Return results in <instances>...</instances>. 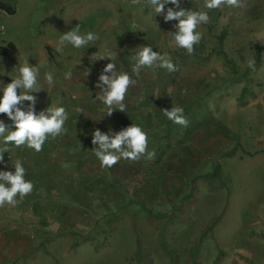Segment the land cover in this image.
Returning <instances> with one entry per match:
<instances>
[{
    "label": "rangeland",
    "instance_id": "rangeland-1",
    "mask_svg": "<svg viewBox=\"0 0 264 264\" xmlns=\"http://www.w3.org/2000/svg\"><path fill=\"white\" fill-rule=\"evenodd\" d=\"M0 3L14 10L0 7V88L26 61L39 64L41 91L32 93L37 114L50 105L69 114L66 133L49 137L41 152L9 144L4 153L0 170L14 172L20 160L25 179L37 182L44 169L48 177L43 187L35 183L31 203L28 195L0 207L3 264H18L23 252L30 254L23 264H264V0L217 9L181 0V7L210 17L198 27L202 39L191 55L170 35L178 22H166L145 0ZM78 24L81 34L91 31L99 40L57 52L62 34ZM145 45L170 55L177 70L143 68L137 78L131 57ZM101 55H111L117 70L137 81L125 96V112L107 116L94 100L111 62L97 60ZM46 72L54 74L51 86ZM173 105L184 109L187 127L163 114ZM0 120L12 124L4 114ZM132 123L148 134L155 158L101 168L92 151L94 130L119 132ZM75 147L79 159L57 164L55 156L43 157ZM207 174L215 177L205 181Z\"/></svg>",
    "mask_w": 264,
    "mask_h": 264
},
{
    "label": "clouds",
    "instance_id": "clouds-1",
    "mask_svg": "<svg viewBox=\"0 0 264 264\" xmlns=\"http://www.w3.org/2000/svg\"><path fill=\"white\" fill-rule=\"evenodd\" d=\"M132 4L139 3V0H131ZM146 3L155 11L157 15H162L164 20H175L176 31L170 32L172 40L179 48L186 50L191 55L202 39V33L197 31L201 24L209 22V15L206 11H194L181 7V0H146ZM168 7L165 11L166 5ZM240 8L243 0H204L203 7L206 9H217L222 7ZM99 37L94 32L81 34L80 25H76L70 31L62 34L57 42L56 51L63 52L65 44H71L74 48H82L88 45H95ZM138 51L131 57L134 61L132 74L137 78L143 68L160 67L168 72H175L176 65L167 53L153 51L151 45L139 46ZM110 59L111 62L103 68L99 75V82L95 85L99 91L94 100L101 101L107 108V116H110L117 109L125 112V96L130 86L136 84L128 72L117 70V65L113 63L111 55H101L97 60ZM248 67H255L254 61L248 62ZM40 65H31L26 61L18 69V74L11 79L10 83L0 88V114H4L12 122L11 125L0 120V137L3 138L4 147H0V164H5L4 153L9 151L8 145L14 144L20 148H28L39 153L43 150L45 142L51 137L55 139L66 133L65 123L69 114L63 106H49L41 110L38 114L35 110L36 96L32 93L41 91L38 86V76ZM110 73V75H109ZM71 72L65 74V79L71 78ZM88 75V72L86 73ZM45 80L48 85L54 84V74L45 73ZM22 90V91H21ZM29 102L25 107L24 102ZM82 113V108L74 109ZM163 114L174 124L182 127L188 126V120L184 115V109L173 105L171 109H162ZM14 128V130H12ZM148 134L139 124L120 130L119 132L102 133L99 129L92 133V149L96 158L100 161L101 168H111L121 159L137 161L141 157L148 160L155 158V151H148ZM13 171L0 170V207L6 204L15 206L26 196L30 195L34 189L32 181L25 179L26 170L23 163L17 160L12 166ZM19 197V201L17 199Z\"/></svg>",
    "mask_w": 264,
    "mask_h": 264
},
{
    "label": "crops",
    "instance_id": "crops-1",
    "mask_svg": "<svg viewBox=\"0 0 264 264\" xmlns=\"http://www.w3.org/2000/svg\"><path fill=\"white\" fill-rule=\"evenodd\" d=\"M75 148L76 149H74V148L73 149H68V150H65L64 152L60 151V152H56V153H53V154H51L49 152V150H48L47 152H43V157L45 158V160H47V159L49 160L51 156H55V158H57V161H56L57 164H60V162L61 163H65L66 157L72 156L73 159H76V158L79 159V157H81L82 154L78 152L79 151V148L78 147H75ZM42 164L43 165H46V161H45V163L42 162ZM45 172H46V170L44 169L43 172H42L41 178L39 180L37 179L38 180L37 182H34V179H29V180L32 181V183L34 185H35V183H37V185L38 184H41L39 187H43V185L45 186V184L47 183V177H48V176H45V174H44ZM32 197H34V196L31 193L29 195V203H31L30 202L31 201L30 198H32ZM30 207H32V206L29 205V208ZM0 220H1V218H0ZM14 229H16V228H14ZM29 229H31V228H29ZM13 233H15V231ZM30 236H32V235L29 232V237ZM15 238L16 239H18V238L22 239V236H15ZM25 239H26V242H28V234L27 233H26V238ZM20 254H21V258H20V261H19L18 264H23V262L25 260H27L25 257L28 256V255H30V254L28 252H23V253H20ZM0 264H3L2 263V256H1V240H0Z\"/></svg>",
    "mask_w": 264,
    "mask_h": 264
},
{
    "label": "trees",
    "instance_id": "trees-1",
    "mask_svg": "<svg viewBox=\"0 0 264 264\" xmlns=\"http://www.w3.org/2000/svg\"><path fill=\"white\" fill-rule=\"evenodd\" d=\"M146 1V0H145ZM0 7L2 8V9H5V10H7L9 13H11V14H14V10H12L11 8H6V6L4 5V4H2V3H0ZM169 7H173L174 8V6L173 5H171V4H169ZM185 9H190V8H185ZM174 10H179V9H175L174 8ZM225 38H226V35H225V32H223V33H221L218 37H217V43H218V46H219V49L221 50V48L223 47V43H224V40H225ZM194 48H195V46H194ZM193 54H194V52H193ZM258 60H256L255 61V67H254V69L258 66ZM251 69H253V68H248V70L247 71H250ZM7 83H10L11 81H6ZM247 91V89L246 88H243V90H242V95H241V98H243V96H244V93ZM247 155H253V154H251V153H246ZM219 172V167L218 168H216V170H215V174H217ZM215 174H207V175H205V176H203L202 177V179L203 180H205V181H209L210 179H213L214 177H215Z\"/></svg>",
    "mask_w": 264,
    "mask_h": 264
}]
</instances>
